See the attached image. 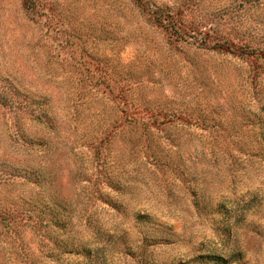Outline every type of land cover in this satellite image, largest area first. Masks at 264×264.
<instances>
[{"label":"rangeland","instance_id":"obj_1","mask_svg":"<svg viewBox=\"0 0 264 264\" xmlns=\"http://www.w3.org/2000/svg\"><path fill=\"white\" fill-rule=\"evenodd\" d=\"M0 264H264V0H0Z\"/></svg>","mask_w":264,"mask_h":264},{"label":"trees","instance_id":"obj_2","mask_svg":"<svg viewBox=\"0 0 264 264\" xmlns=\"http://www.w3.org/2000/svg\"><path fill=\"white\" fill-rule=\"evenodd\" d=\"M220 48H221V46H220Z\"/></svg>","mask_w":264,"mask_h":264}]
</instances>
